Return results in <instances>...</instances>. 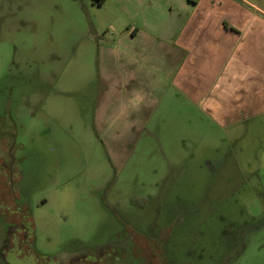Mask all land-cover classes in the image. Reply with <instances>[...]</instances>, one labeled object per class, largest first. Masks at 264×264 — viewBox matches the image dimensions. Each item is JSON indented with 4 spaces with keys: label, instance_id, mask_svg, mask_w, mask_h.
Returning <instances> with one entry per match:
<instances>
[{
    "label": "rangeland",
    "instance_id": "obj_1",
    "mask_svg": "<svg viewBox=\"0 0 264 264\" xmlns=\"http://www.w3.org/2000/svg\"><path fill=\"white\" fill-rule=\"evenodd\" d=\"M79 1L0 0V264H264V117L153 119L124 152L79 39L120 12Z\"/></svg>",
    "mask_w": 264,
    "mask_h": 264
},
{
    "label": "crops",
    "instance_id": "obj_2",
    "mask_svg": "<svg viewBox=\"0 0 264 264\" xmlns=\"http://www.w3.org/2000/svg\"><path fill=\"white\" fill-rule=\"evenodd\" d=\"M116 3L120 22L106 23L113 33L93 20L79 39L98 58V116L114 105L122 115L124 152L153 135L143 127L153 119L173 123L174 138L175 123L198 118L236 132L264 117V0Z\"/></svg>",
    "mask_w": 264,
    "mask_h": 264
},
{
    "label": "trees",
    "instance_id": "obj_3",
    "mask_svg": "<svg viewBox=\"0 0 264 264\" xmlns=\"http://www.w3.org/2000/svg\"><path fill=\"white\" fill-rule=\"evenodd\" d=\"M103 0H99V3H102Z\"/></svg>",
    "mask_w": 264,
    "mask_h": 264
},
{
    "label": "flooded vegetation",
    "instance_id": "obj_4",
    "mask_svg": "<svg viewBox=\"0 0 264 264\" xmlns=\"http://www.w3.org/2000/svg\"><path fill=\"white\" fill-rule=\"evenodd\" d=\"M230 260H227V264L229 263Z\"/></svg>",
    "mask_w": 264,
    "mask_h": 264
}]
</instances>
